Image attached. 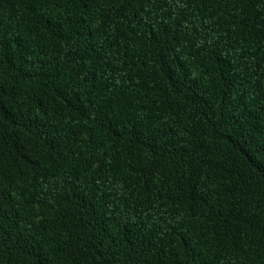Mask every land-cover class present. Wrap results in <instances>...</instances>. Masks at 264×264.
Segmentation results:
<instances>
[{
	"label": "trees",
	"instance_id": "trees-1",
	"mask_svg": "<svg viewBox=\"0 0 264 264\" xmlns=\"http://www.w3.org/2000/svg\"><path fill=\"white\" fill-rule=\"evenodd\" d=\"M0 264H264V0H0Z\"/></svg>",
	"mask_w": 264,
	"mask_h": 264
}]
</instances>
